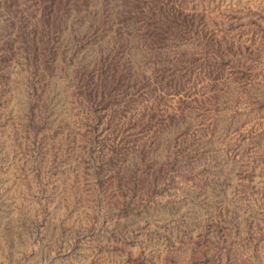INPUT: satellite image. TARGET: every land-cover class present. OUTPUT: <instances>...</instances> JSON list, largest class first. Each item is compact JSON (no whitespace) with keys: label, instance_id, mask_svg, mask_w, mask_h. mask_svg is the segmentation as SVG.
<instances>
[{"label":"rangeland","instance_id":"obj_1","mask_svg":"<svg viewBox=\"0 0 264 264\" xmlns=\"http://www.w3.org/2000/svg\"><path fill=\"white\" fill-rule=\"evenodd\" d=\"M0 264H264V0H0Z\"/></svg>","mask_w":264,"mask_h":264}]
</instances>
